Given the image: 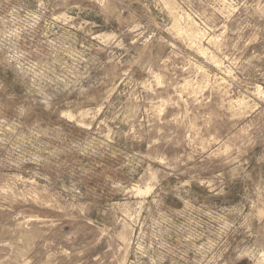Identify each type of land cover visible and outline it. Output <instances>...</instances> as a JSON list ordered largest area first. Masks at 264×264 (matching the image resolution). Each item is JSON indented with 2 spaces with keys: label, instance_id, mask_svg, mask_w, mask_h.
<instances>
[{
  "label": "rangeland",
  "instance_id": "1",
  "mask_svg": "<svg viewBox=\"0 0 264 264\" xmlns=\"http://www.w3.org/2000/svg\"><path fill=\"white\" fill-rule=\"evenodd\" d=\"M0 264H264V0H0Z\"/></svg>",
  "mask_w": 264,
  "mask_h": 264
}]
</instances>
